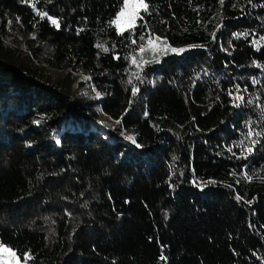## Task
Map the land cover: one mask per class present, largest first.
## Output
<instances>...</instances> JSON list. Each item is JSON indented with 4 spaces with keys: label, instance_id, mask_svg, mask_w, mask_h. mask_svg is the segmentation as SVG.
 I'll list each match as a JSON object with an SVG mask.
<instances>
[{
    "label": "trees",
    "instance_id": "1",
    "mask_svg": "<svg viewBox=\"0 0 264 264\" xmlns=\"http://www.w3.org/2000/svg\"><path fill=\"white\" fill-rule=\"evenodd\" d=\"M145 2L118 33L123 0H0V245L29 264H264V133L238 146L264 114V0Z\"/></svg>",
    "mask_w": 264,
    "mask_h": 264
},
{
    "label": "rangeland",
    "instance_id": "2",
    "mask_svg": "<svg viewBox=\"0 0 264 264\" xmlns=\"http://www.w3.org/2000/svg\"><path fill=\"white\" fill-rule=\"evenodd\" d=\"M135 8H136V4L131 3L125 15L120 17L118 23L121 29L125 30L129 28L128 24L130 23V13H132L135 10ZM114 25L117 27L116 24ZM37 67L40 69H44V73L50 74L53 78L55 77V75L65 74V71L63 70L52 69L45 65H38ZM88 81H89V77L85 72L79 73L77 75V79L73 85V88H75V91L76 93H78V95H83L84 97L88 99L89 102L93 103L95 110H99V108L97 109V106L94 104L96 101L100 99V93ZM80 83H82L83 85L79 86ZM263 120H264V114L262 115L261 119L259 120L255 119L248 123L247 132L245 136L238 143V146L242 153L248 154V152L246 151L247 148L251 147L252 149H254V146L260 143L261 137L263 136V133H264V129L262 126ZM95 123L98 125V127L96 128L104 136H107L108 132H112L113 129L118 127V123L116 121L108 119L101 112L98 118L96 119V121L94 120L91 125H94ZM249 132L252 133L251 136L248 135ZM256 133H261V135H256ZM125 136H131V135L122 130V131H119V134L117 137L119 139L125 140L128 143H132V141L126 140ZM0 264H29V263L27 262V260H21L16 255H13V251L10 248L0 245Z\"/></svg>",
    "mask_w": 264,
    "mask_h": 264
},
{
    "label": "snow or ice",
    "instance_id": "3",
    "mask_svg": "<svg viewBox=\"0 0 264 264\" xmlns=\"http://www.w3.org/2000/svg\"><path fill=\"white\" fill-rule=\"evenodd\" d=\"M250 2H251V0H250ZM131 3H135V4H136V8H135V10H134L132 13H130V23L128 24V27H129V28L135 26V21H136V18L139 16V10H140V9H143V11H145V12H147V11L149 10V6H148V4L145 2V0H123V7L121 8V11H120L119 13H117V18L111 22V23L117 25L118 33L124 31V29H121V28L119 27V23H118V22H119L120 17L124 16L125 13L128 11L129 6H130ZM40 15H41V17H44V16H46L47 14L42 12ZM48 19L51 20V22H52L53 24H55L57 27H59V24H58V22H57L55 19H53L52 17H48ZM140 19H143V17H140ZM234 35H237V34H234ZM239 35H243V34H239ZM213 36H215V33H213ZM159 39H160L159 37H156V40H159ZM261 39L264 40V37H262ZM132 43L135 44L136 41L133 40ZM153 43H154V41H153L152 38L150 37L149 40H148V44H149V45H152ZM97 47L103 49V51H105V52L108 51V48L104 47L103 44H98ZM190 47H201V46H200V45H193V46H190ZM164 48H166L167 51H170V52H172V53H177V54L186 51V49H183V48L177 49V48H174V47H170L169 45H167L166 42H164ZM140 51H141V52L144 51V47H143V46H141ZM132 63H136L135 58H133ZM257 67H259V65H257ZM255 82H256V81L254 80L253 83H255ZM129 83H131V81H129ZM237 88H239L238 85H237ZM136 91H137V89H136V88H133V94H135ZM229 95H231V93H229ZM236 99H237V100H242L243 97H239V96H238ZM236 106H239V105H236ZM117 123H120V121H117ZM248 135L251 136L252 133L249 132ZM256 135H261V133H256ZM125 139H126V140H130V141H132V143H134V144L136 143V141L134 140V138L131 137V136H125ZM59 142H60V141H57V143H59ZM137 146L139 147V145H137ZM246 151H247L248 153H252L253 149H252L251 147H249V148H247ZM237 199L239 200V199H242V198L238 196ZM249 203H251V202L249 201ZM13 255H15V254L13 253ZM27 255H28V254L25 253V256H27ZM29 258H30V257H29ZM161 259L163 260V259H165V257L161 256Z\"/></svg>",
    "mask_w": 264,
    "mask_h": 264
}]
</instances>
